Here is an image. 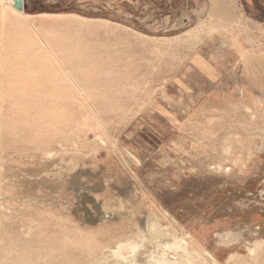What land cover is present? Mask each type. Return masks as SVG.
Listing matches in <instances>:
<instances>
[{
	"label": "rangeland",
	"instance_id": "374dc122",
	"mask_svg": "<svg viewBox=\"0 0 264 264\" xmlns=\"http://www.w3.org/2000/svg\"><path fill=\"white\" fill-rule=\"evenodd\" d=\"M24 3L0 2V264L264 255V0Z\"/></svg>",
	"mask_w": 264,
	"mask_h": 264
},
{
	"label": "bare ground",
	"instance_id": "6f19581e",
	"mask_svg": "<svg viewBox=\"0 0 264 264\" xmlns=\"http://www.w3.org/2000/svg\"><path fill=\"white\" fill-rule=\"evenodd\" d=\"M2 1V0H1ZM0 1V2H1ZM8 2H9V4H10V7H8L7 6V8L8 9H11V12L14 14V15H19V16H23L24 14H22V15H20V13H23V11L22 12H17V11H15L14 9H13V7H12V2H11V0H7ZM23 4H24V1H23ZM221 4V3H220ZM220 4H218L217 5V7H219V5ZM214 7V6H213ZM213 7H212V9H213ZM220 12H228V14H230V12H229V10H227V11H224V10H220ZM12 14V15H13ZM72 15V14H71ZM45 18V17H44ZM78 18V17H77ZM216 39V38H215ZM77 71V70H76ZM87 92V91H86ZM0 245H1V241H0ZM253 245V244H252ZM15 246H12V247H9V250H7L8 251V253L6 254V256L5 257H3L4 259H12V255H11V251H15V248H14ZM252 248H255V250L256 251H258V250H260V248H261V243L260 242H258V243H256V245L254 246V247H252ZM251 248V249H252ZM255 250L253 249V252H255ZM251 251V250H250ZM260 253V252H259ZM1 255V254H0ZM262 256H264V255H262ZM262 256H260L259 257V255H254V257H253V261H251L249 264H264V259L262 258L261 259V257ZM0 258H2L1 256H0Z\"/></svg>",
	"mask_w": 264,
	"mask_h": 264
},
{
	"label": "water",
	"instance_id": "95a60500",
	"mask_svg": "<svg viewBox=\"0 0 264 264\" xmlns=\"http://www.w3.org/2000/svg\"><path fill=\"white\" fill-rule=\"evenodd\" d=\"M24 0H11L12 7L17 12H22L25 9V3L23 4Z\"/></svg>",
	"mask_w": 264,
	"mask_h": 264
}]
</instances>
